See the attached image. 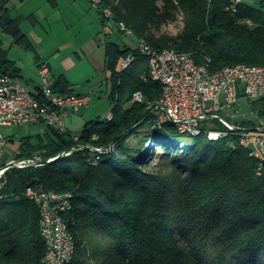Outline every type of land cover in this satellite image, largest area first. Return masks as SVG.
Returning <instances> with one entry per match:
<instances>
[{
  "label": "trees",
  "instance_id": "obj_1",
  "mask_svg": "<svg viewBox=\"0 0 264 264\" xmlns=\"http://www.w3.org/2000/svg\"><path fill=\"white\" fill-rule=\"evenodd\" d=\"M11 1L0 0V30L33 49ZM227 3L101 0L100 8H110L113 21L130 28L134 41L187 52L209 62L212 71L239 63L264 67V1L261 7L244 2L238 12ZM180 14L181 33L158 34ZM106 53L113 117L89 121L78 140L70 131L48 126L44 136L22 138L18 158L39 154L45 161L88 142L105 147L115 142V149L98 164L89 160V150H80L42 166L8 170L0 188V264H49L40 207L26 195L33 179L35 186L72 195L65 218L76 252L67 264H264V174H258V162L240 136L212 140L205 133L182 136L169 127L170 135L155 137L157 146L166 145L164 163L157 171L145 169L142 157L154 136L144 130L153 119L148 107L160 99L161 84L144 79L150 76L149 59L134 47L108 42ZM131 53L134 60L121 70V60ZM0 74L22 78L1 37ZM69 84L62 76L53 87L73 92ZM138 91L145 101L133 103ZM258 101L264 104V97ZM259 113L264 117V108ZM93 134L99 138L92 141Z\"/></svg>",
  "mask_w": 264,
  "mask_h": 264
},
{
  "label": "built area",
  "instance_id": "obj_2",
  "mask_svg": "<svg viewBox=\"0 0 264 264\" xmlns=\"http://www.w3.org/2000/svg\"><path fill=\"white\" fill-rule=\"evenodd\" d=\"M93 5L108 20L113 21L109 13L100 8L96 0H91ZM226 8L238 12L244 0H227ZM252 24L251 20H247ZM120 30L130 38L134 35L123 23L117 24ZM132 47L142 54H147L149 59V75L164 76L170 79V93L164 97L162 104H150L153 115L150 130L169 133L173 127L179 135L196 136L202 133L212 137H226L230 130H242L240 144L250 151L258 162V174H264V123L246 126L243 122H234L230 114L242 97L252 102L264 97V75L250 72V65L240 63L235 73L215 75L204 64V59L199 62L195 57H185V52H165L163 49L132 42ZM131 53L120 62V69L132 63ZM43 78L40 88L29 89L20 79L8 74H0V158L4 156L9 138L3 133L2 127L25 125L29 123H44L55 127L61 132H67V118L74 113L89 107L92 97L90 94L76 92L61 93L54 89L51 79V68L48 63H43L40 68ZM145 98L141 91L136 93L132 102H141ZM112 118V114L109 116ZM213 120L223 124L226 129L202 128V123ZM93 136L99 137L97 134ZM80 134H74L78 140ZM89 150L91 163L95 162L100 154L107 153L113 148L95 150L80 143L63 151L59 155H72L76 151ZM58 156V155H57ZM56 157V156H55ZM53 158V157H52ZM50 158L49 161L52 159ZM43 158L40 156L16 158L0 168V188L2 180L11 168H25L42 166ZM26 195L37 202L40 207L42 234L47 242L46 260L49 264H67L76 252L74 235L68 228L65 218L69 212L70 203L68 194L55 196L50 190L41 186H28Z\"/></svg>",
  "mask_w": 264,
  "mask_h": 264
},
{
  "label": "rangeland",
  "instance_id": "obj_3",
  "mask_svg": "<svg viewBox=\"0 0 264 264\" xmlns=\"http://www.w3.org/2000/svg\"><path fill=\"white\" fill-rule=\"evenodd\" d=\"M71 1L73 0H67L66 3L64 2L65 5L63 3L55 4V2L48 0H29L25 4H22V0H12L10 3L13 9V16H22V28L31 38L34 48L31 49L17 44L10 35L3 33L1 30L0 37L4 40L5 47L10 52V57L22 67L21 81L30 89L33 82L40 83L43 81L38 67L37 52L49 53L46 57L53 62L54 66L55 60L62 62L65 59V63H62L58 70L66 73L78 83L75 86L76 91L83 90L86 83L99 84L107 80L109 70L106 72L101 70L102 65L105 64L106 38L104 33L96 32L95 27H98L99 24L96 23L95 17H98L97 19L99 20L104 19L108 25H112L120 33L117 36L118 38L116 37L120 41H122V38L127 39L130 43L134 41L128 38L114 21L106 20L91 0L89 2L87 0L89 5L87 7L83 6L81 0ZM247 1L261 7L264 0ZM31 10L35 11L40 23L25 17L27 12ZM91 23L94 26H91ZM184 26V17L180 14L176 20L163 24L158 34L178 35L182 32ZM102 28L104 29V25L100 30ZM38 37L44 39V41L41 42ZM131 38L134 39L135 36L133 35ZM110 90L111 82L110 84L109 82L104 84L102 90H95V92L90 94L92 101L89 107L67 118V125L70 126L73 134L82 133L81 131H83L88 121L110 116L115 104L110 97ZM263 108L264 104L261 101H258L257 108H255L251 100L242 97L238 104L230 110V114L233 116L231 119L234 122L264 123V117L259 113ZM150 126L144 130L150 131ZM209 127L219 128L220 125L213 120H207L202 123V128ZM47 129L48 125L44 123L2 127L3 133L10 138V142L6 147L4 156L0 158V167L18 158V154L21 151L22 138L32 137L36 139L39 135L44 136ZM155 137L153 136L148 141L141 161V165L150 171H157L165 161L163 148H166V145L160 143L157 146ZM130 141L132 144L139 142L134 137ZM114 149L115 146L113 147ZM37 156L40 155L37 154Z\"/></svg>",
  "mask_w": 264,
  "mask_h": 264
},
{
  "label": "crops",
  "instance_id": "obj_4",
  "mask_svg": "<svg viewBox=\"0 0 264 264\" xmlns=\"http://www.w3.org/2000/svg\"><path fill=\"white\" fill-rule=\"evenodd\" d=\"M27 1H29V0H24V1H22V4H25V2H27ZM48 1H53V2H55V4H59V3H63V5H65L64 4V2L66 3L67 2V0H48ZM74 1V0H73ZM73 1H71V2H73ZM82 2H83V6H85V7H87V6H89L88 5V2H89V0H88V2H87V0H81ZM246 3H250V2H248L247 0H244ZM68 3H69V1H68ZM250 4H252V3H250ZM12 13H13V11H12ZM93 16H95L94 14H93ZM21 17L22 16H18V18L21 20ZM25 17L26 18H29V19H31V20H33L34 22H36V23H38L39 22V20H38V16L36 15V13H35V11L34 10H31V11H28L27 12V15H25ZM98 17H95V21H96V23L97 24H99V26H100V24H101V26L99 27H95V30H96V32H100V33H104V35H105V38H106V44L108 43V42H116V43H118V44H120L121 46H130V45H132V43H130L127 39H125V38H122V41H120L119 39H117L118 37L117 36H119L120 35V33H118L117 31H116V29L112 26V25H108V23H107V21L105 22V20L104 19H101V20H99V19H97ZM40 23V22H39ZM22 25V24H21ZM94 26V24L93 23H91V26ZM104 25V29L102 28V30H100V28L102 27ZM28 34V33H27ZM117 37V38H116ZM38 39L41 41V42H43L44 41V39H41L40 37H38ZM32 41V40H31ZM106 47H107V45H106ZM107 49V48H106ZM86 53V52H85ZM45 53H39V52H37V62H38V67H39V69L41 68V65L43 64V63H48L49 64V66H50V68H51V72H52V75H51V79H52V82H53V85H54V83L58 80V79H60L62 76H65L68 80H69V85H70V89L73 91V92H76V93H79V94H92L93 92H95V90H102L103 89V86H104V84H106V83H108L109 82V84H110V77H111V71H110V69L108 68V57H107V53L105 52V64L104 65H102V71L103 72H106V71H108L109 70V75L107 76V80L106 81H102L101 83H99V84H92L91 82H89V83H86L85 84V87H84V89L83 90H81V91H76L75 90V86L78 84L77 82H75L73 79H71V77L69 76V75H67L66 73H64V72H62V71H59L58 69H60L59 67H61L62 66V63H65V59L62 61V62H57L56 60H55V66H54V64H53V62L52 61H49V59H47L48 57H46V56H48L49 55V53H46L45 55H44ZM78 54V53H77ZM21 67V66H20ZM21 69H22V67H21ZM21 80V79H20ZM41 84H42V81L40 82V83H36V82H33L32 83V87H31V90H37L38 88H40V86H41ZM30 89V88H29ZM84 110V109H83ZM75 114V113H74ZM77 114V113H76ZM72 116V114L68 117V118H70ZM71 121H72V119H71ZM89 122V121H88ZM87 122V123H88ZM86 123V124H87ZM85 124V125H86ZM85 128V127H84ZM67 129H68V131H70L71 133H72V130H71V128H70V126L69 125H67ZM84 130V129H83ZM81 132H83V131H81Z\"/></svg>",
  "mask_w": 264,
  "mask_h": 264
},
{
  "label": "bare ground",
  "instance_id": "obj_5",
  "mask_svg": "<svg viewBox=\"0 0 264 264\" xmlns=\"http://www.w3.org/2000/svg\"><path fill=\"white\" fill-rule=\"evenodd\" d=\"M96 1L100 5L101 0H96ZM228 9H230V8H228ZM104 10H106L109 13V15L111 17H113V13H112L113 11L110 8H104ZM125 27H127V26L125 25ZM128 30L133 33V31L130 28H128ZM138 42H139V45H147V43L144 42V41H138ZM163 51H165V52H180V51H177L175 49H169V48L164 49ZM144 55L147 56V54H144ZM185 57H193V56L191 54L185 52ZM134 58H135V56L132 57V61L134 60ZM204 64L208 67L209 70H211L210 69V66H209V62H204ZM129 65L130 64H126L123 67V70L126 69V68H128ZM239 66H240V63L239 64H235V65H228V66L223 67L220 70L214 71V73H215V75H223V74L235 73L239 69ZM250 72H252L253 74H261V75H264V67L263 66L250 65ZM144 79H146V76H144ZM151 79L153 81H155V82L160 83L161 84V87H162V94H161L160 99L158 101H155L153 104H162L164 102V97L168 96L169 93H170V79H168V78H166L164 76H153V77H151ZM136 93L134 94V97L133 98L136 97ZM144 101H145V98H141V102H144ZM148 108L150 110V105H149ZM150 131L151 132H155V130H150ZM230 134H238L240 136V139H242V130H230ZM154 136L158 137L157 135H154ZM98 138L99 137H97V136H92V141L93 140H97ZM209 138L212 139V140H217V139H220L222 137H212V136H209ZM183 145H184V143H183ZM86 147L87 148H91V149H95V150H103L104 148H112L111 146H109V147L98 146V145L93 144L92 142L86 143ZM104 154L105 153L100 154L99 158L95 162H93V164H98L100 162L101 156L104 155ZM62 156H70V155H58L56 157H53L50 161H54L57 158L62 157ZM51 192H53L55 196H62L64 194H68V202L70 203L69 210L71 209V207L73 205L72 195L71 194H69V193H60V192H56V191H52V190H51Z\"/></svg>",
  "mask_w": 264,
  "mask_h": 264
},
{
  "label": "water",
  "instance_id": "obj_6",
  "mask_svg": "<svg viewBox=\"0 0 264 264\" xmlns=\"http://www.w3.org/2000/svg\"><path fill=\"white\" fill-rule=\"evenodd\" d=\"M151 114H152V112H151ZM128 131H130V130H128ZM152 133H153L154 135H157L159 132L156 131V132H152ZM120 136H121V135H120ZM114 146H115V142L111 145V147L113 148ZM49 162H51V161H49V159L43 161L44 164H47V163H49ZM34 183H35V179H33V180L28 184V186H32V185H34Z\"/></svg>",
  "mask_w": 264,
  "mask_h": 264
}]
</instances>
